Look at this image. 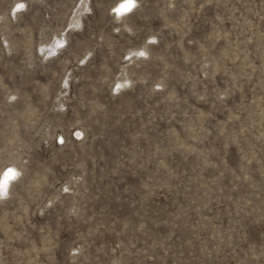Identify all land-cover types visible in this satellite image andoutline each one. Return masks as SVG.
Here are the masks:
<instances>
[{"label":"rangeland","instance_id":"1","mask_svg":"<svg viewBox=\"0 0 264 264\" xmlns=\"http://www.w3.org/2000/svg\"><path fill=\"white\" fill-rule=\"evenodd\" d=\"M84 1L0 0V264H264V0Z\"/></svg>","mask_w":264,"mask_h":264},{"label":"bare ground","instance_id":"2","mask_svg":"<svg viewBox=\"0 0 264 264\" xmlns=\"http://www.w3.org/2000/svg\"><path fill=\"white\" fill-rule=\"evenodd\" d=\"M137 3V0H117L115 4L112 6V10L114 12V15L116 18H122L134 11V6ZM79 8H81L83 5L87 6V0L84 1L83 4H79ZM78 8V9H79ZM78 9L75 11V15L79 18L80 12H78ZM125 9H127L125 11ZM15 15V14H14ZM143 53H146V47L143 49ZM129 79H127L125 82H128ZM119 85H121L123 82L119 81ZM20 173L19 167L10 164L2 170L0 174V195L3 193H7L9 191V187L18 180V176Z\"/></svg>","mask_w":264,"mask_h":264},{"label":"snow or ice","instance_id":"3","mask_svg":"<svg viewBox=\"0 0 264 264\" xmlns=\"http://www.w3.org/2000/svg\"><path fill=\"white\" fill-rule=\"evenodd\" d=\"M127 9H125V11H126Z\"/></svg>","mask_w":264,"mask_h":264}]
</instances>
